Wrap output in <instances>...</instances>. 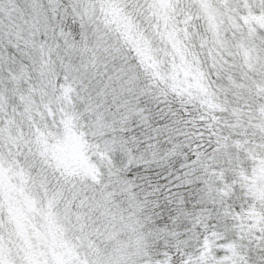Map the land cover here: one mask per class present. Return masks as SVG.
Masks as SVG:
<instances>
[{
  "label": "snow or ice",
  "instance_id": "snow-or-ice-1",
  "mask_svg": "<svg viewBox=\"0 0 264 264\" xmlns=\"http://www.w3.org/2000/svg\"><path fill=\"white\" fill-rule=\"evenodd\" d=\"M0 264H264V0H0Z\"/></svg>",
  "mask_w": 264,
  "mask_h": 264
}]
</instances>
